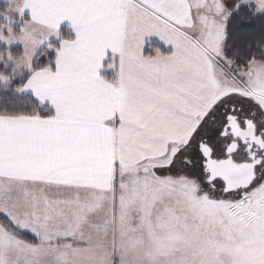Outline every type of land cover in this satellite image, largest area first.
<instances>
[{
    "label": "snow or ice",
    "instance_id": "6c2138e0",
    "mask_svg": "<svg viewBox=\"0 0 264 264\" xmlns=\"http://www.w3.org/2000/svg\"><path fill=\"white\" fill-rule=\"evenodd\" d=\"M0 264H264V0H3Z\"/></svg>",
    "mask_w": 264,
    "mask_h": 264
},
{
    "label": "crops",
    "instance_id": "0c3cea01",
    "mask_svg": "<svg viewBox=\"0 0 264 264\" xmlns=\"http://www.w3.org/2000/svg\"><path fill=\"white\" fill-rule=\"evenodd\" d=\"M2 3V2H1ZM70 26V22L69 21H65L63 24H62V28H65V27H69ZM146 40V47H145V51L147 50L148 52L151 51V46L150 45H157L158 47L162 48L163 50L165 51H168L170 49V46L169 48H165L163 46V42L159 40V38L157 36H151V37H146L145 38Z\"/></svg>",
    "mask_w": 264,
    "mask_h": 264
},
{
    "label": "trees",
    "instance_id": "16d2710c",
    "mask_svg": "<svg viewBox=\"0 0 264 264\" xmlns=\"http://www.w3.org/2000/svg\"><path fill=\"white\" fill-rule=\"evenodd\" d=\"M151 46V48H154V47H158L157 45H150ZM160 48V47H159ZM161 49V51H165V50H163L162 48H160ZM146 52H148L147 50H146ZM166 52V51H165Z\"/></svg>",
    "mask_w": 264,
    "mask_h": 264
},
{
    "label": "rangeland",
    "instance_id": "374dc122",
    "mask_svg": "<svg viewBox=\"0 0 264 264\" xmlns=\"http://www.w3.org/2000/svg\"><path fill=\"white\" fill-rule=\"evenodd\" d=\"M1 2L3 3V0H0V3H1Z\"/></svg>",
    "mask_w": 264,
    "mask_h": 264
}]
</instances>
